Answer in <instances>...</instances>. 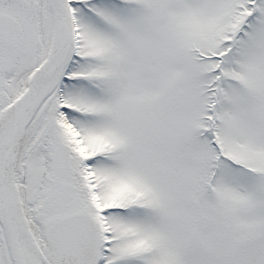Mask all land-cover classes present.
Returning a JSON list of instances; mask_svg holds the SVG:
<instances>
[{
    "label": "snow or ice",
    "instance_id": "snow-or-ice-1",
    "mask_svg": "<svg viewBox=\"0 0 264 264\" xmlns=\"http://www.w3.org/2000/svg\"><path fill=\"white\" fill-rule=\"evenodd\" d=\"M0 264H264V0H0Z\"/></svg>",
    "mask_w": 264,
    "mask_h": 264
}]
</instances>
